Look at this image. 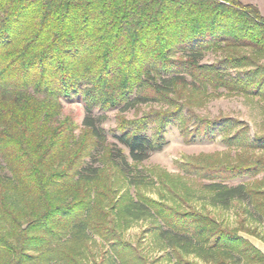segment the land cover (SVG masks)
<instances>
[{
    "label": "trees",
    "instance_id": "1",
    "mask_svg": "<svg viewBox=\"0 0 264 264\" xmlns=\"http://www.w3.org/2000/svg\"><path fill=\"white\" fill-rule=\"evenodd\" d=\"M209 52L217 59L204 63ZM222 96L264 110V17L253 4L0 0V264H264L243 236L264 240L247 216L232 226L206 206L114 187V168L131 185L145 183L137 164L177 122L190 136L220 135L227 147L187 161L202 199L246 204L264 224V133L192 110ZM63 99L84 103L82 125L62 116ZM151 102L173 110L119 122L124 147L108 140L107 111ZM240 177L249 179L228 183ZM142 218L150 226L133 242L125 232ZM147 237L162 255L152 256Z\"/></svg>",
    "mask_w": 264,
    "mask_h": 264
},
{
    "label": "rangeland",
    "instance_id": "2",
    "mask_svg": "<svg viewBox=\"0 0 264 264\" xmlns=\"http://www.w3.org/2000/svg\"><path fill=\"white\" fill-rule=\"evenodd\" d=\"M245 4H253L257 6L261 12L264 10V0H241ZM263 12V11H262ZM264 14V13H263ZM261 13V15L264 17ZM217 56L209 52L204 58V63H213ZM173 110L168 103L165 102H151L148 104L139 105L135 109L121 112L119 109L107 111V120L102 122V126L107 131V137L110 142H118L116 135L120 132L114 133L119 122L123 120H139L147 115ZM192 110L204 118H214L218 115H229L236 117L241 121L246 122L250 127V134L256 132L264 133V110L259 103L245 100L241 96L220 98H213L205 102L203 106H196ZM102 112L94 111V116L98 117ZM72 115L73 118L82 125L86 116L84 103L80 99L67 100L63 99V114ZM177 122L171 123L167 126L164 137L165 143L160 149L153 151L150 157L142 163L137 164L138 174H144L147 178L145 183L137 187L131 185L127 178L120 174L114 168L116 176V185L120 186L121 191L130 190L135 196L138 192L144 193L156 200H163L171 205H179L188 208L189 206H196L203 209L205 206L212 210L214 214L223 220L226 224L232 226L238 225L240 219L244 216L248 217V224L252 228H258L261 235L264 236V224L259 220L249 216V209L246 204L238 202L233 203L230 208L213 207L209 202H205L202 197L205 195L199 187L194 186L192 174L185 172L187 161L192 156H197L201 153L215 152L225 150L226 144L222 141L221 136L217 135L214 139H206L201 136H192L185 134L178 126ZM155 126V124L153 125ZM191 129V128H190ZM154 131L153 127L149 129L148 134L151 135ZM79 130H77V133ZM119 147H124L121 143ZM128 152V151H127ZM131 162V160H130ZM132 163V162H131ZM167 175V176H165ZM162 177V178H161ZM248 177H240L229 180L228 183L236 185L248 180ZM150 218H142L134 221L133 224L126 230L127 238L136 242L142 230L150 226ZM243 236L250 239L253 243L261 244L264 240L255 236L243 233ZM96 240H100L96 237ZM145 243L149 245L153 257H158L163 252L157 249V241L147 237ZM160 263H165L161 261Z\"/></svg>",
    "mask_w": 264,
    "mask_h": 264
},
{
    "label": "crops",
    "instance_id": "3",
    "mask_svg": "<svg viewBox=\"0 0 264 264\" xmlns=\"http://www.w3.org/2000/svg\"><path fill=\"white\" fill-rule=\"evenodd\" d=\"M261 13L262 14L264 13V10L263 9L261 10ZM254 244L264 253V242H261V244H256V243H254Z\"/></svg>",
    "mask_w": 264,
    "mask_h": 264
}]
</instances>
